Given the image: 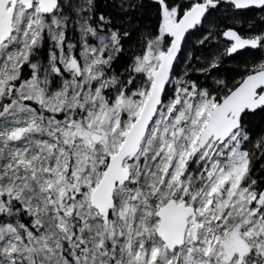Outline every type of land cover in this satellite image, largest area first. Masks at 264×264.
I'll use <instances>...</instances> for the list:
<instances>
[{
    "label": "snow or ice",
    "instance_id": "1",
    "mask_svg": "<svg viewBox=\"0 0 264 264\" xmlns=\"http://www.w3.org/2000/svg\"><path fill=\"white\" fill-rule=\"evenodd\" d=\"M0 264H264V0H0Z\"/></svg>",
    "mask_w": 264,
    "mask_h": 264
}]
</instances>
